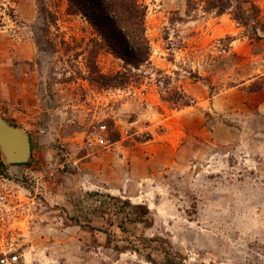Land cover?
<instances>
[{"label": "rangeland", "instance_id": "obj_1", "mask_svg": "<svg viewBox=\"0 0 264 264\" xmlns=\"http://www.w3.org/2000/svg\"><path fill=\"white\" fill-rule=\"evenodd\" d=\"M141 2L151 61L105 90L89 67L114 75L124 62L67 0H45L50 27L39 0H0V116L32 143L24 165L0 148L20 213L0 223V254L264 264V0Z\"/></svg>", "mask_w": 264, "mask_h": 264}, {"label": "trees", "instance_id": "obj_2", "mask_svg": "<svg viewBox=\"0 0 264 264\" xmlns=\"http://www.w3.org/2000/svg\"><path fill=\"white\" fill-rule=\"evenodd\" d=\"M67 13L83 17L93 30L92 43L104 48L105 52L124 62L125 72L106 75L92 64L88 81L101 89H121L129 84L133 70H140L151 61L152 48L146 29L147 8L141 0H67ZM39 12L43 24L57 26L45 0H39ZM213 9L225 12L221 3H211ZM241 20L248 26L249 21ZM40 45V41L38 42ZM184 106L190 102L183 99Z\"/></svg>", "mask_w": 264, "mask_h": 264}, {"label": "water", "instance_id": "obj_3", "mask_svg": "<svg viewBox=\"0 0 264 264\" xmlns=\"http://www.w3.org/2000/svg\"><path fill=\"white\" fill-rule=\"evenodd\" d=\"M0 148L8 165H24L31 158L30 136L23 129L10 125L1 116Z\"/></svg>", "mask_w": 264, "mask_h": 264}, {"label": "built area", "instance_id": "obj_4", "mask_svg": "<svg viewBox=\"0 0 264 264\" xmlns=\"http://www.w3.org/2000/svg\"><path fill=\"white\" fill-rule=\"evenodd\" d=\"M12 190L0 183V223L11 225L20 216ZM0 264H21V255L16 252L0 254Z\"/></svg>", "mask_w": 264, "mask_h": 264}]
</instances>
